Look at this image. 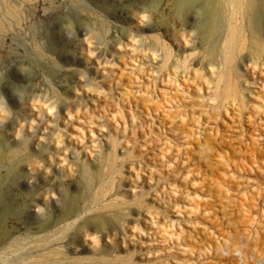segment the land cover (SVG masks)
<instances>
[{
  "label": "rangeland",
  "instance_id": "obj_1",
  "mask_svg": "<svg viewBox=\"0 0 264 264\" xmlns=\"http://www.w3.org/2000/svg\"><path fill=\"white\" fill-rule=\"evenodd\" d=\"M204 7L215 13L207 23ZM194 14L197 17L191 18ZM143 15L149 16L148 22ZM239 19L232 0H0V99L13 94L31 106L36 97L28 114L46 104L60 107L68 102L72 119L81 118L80 124L67 121L77 129L72 130V140L89 145L84 153L94 156L96 146H90L89 131L95 132L101 123L106 126L99 128L105 134L101 142L111 146L85 166L72 161L71 186L64 191L70 195L67 208L77 211L81 219L71 226L59 223L52 238L68 247H81L78 236L83 228L91 222L106 226L110 221L125 228L129 244L136 243L133 231L140 232L132 227L138 214L148 223L152 216L160 225V232L154 230L156 240L139 241L136 252L123 250L118 238L120 253L106 245L102 254L87 253L85 263L52 253L51 238L38 237V221L25 206L37 196L38 188L26 182L39 175L40 166L24 169L29 163L26 155L38 154L26 142L16 146L11 140L12 149H8L1 140L4 130L10 131L22 116V107L16 104L0 126V264H236L237 253L226 255L207 248L208 255L203 257L193 245L223 240L246 252L247 264H264L259 257L264 253V15L256 18L259 42L243 34L241 50L232 49L227 41V32ZM186 24L192 28L187 27L190 33L182 37L180 25ZM80 30L87 34L79 35ZM130 34L136 41H128ZM85 38L89 40L80 44ZM118 38L123 45L116 44ZM88 43L108 48L118 58L116 65L105 70L109 80L101 74L95 78L90 71L91 87L75 80L90 67ZM177 46L183 58L175 55ZM82 53L84 59L79 60ZM146 55L148 60L155 56L151 67L147 62L141 66L147 74H139L133 85L127 83L138 67L136 58ZM123 64L126 68L119 76L118 67ZM176 71L180 87L174 82ZM230 84L237 88L235 96L228 92ZM140 90L147 102L145 107L137 105L136 116L150 122L155 119V125L143 122L142 128L124 130L121 121L115 125L105 115L113 108L110 96L132 97ZM76 108L82 115L76 114ZM66 114L63 110L62 115ZM101 115L106 116L104 122L98 118ZM4 116L0 113V118ZM166 138H176L180 144L176 151L164 153ZM204 141L209 148L201 153L196 143ZM112 149H117L115 158ZM139 162L158 171H139L143 183L134 189L135 177L120 178L133 176ZM165 192L177 194L179 211L160 200ZM54 212L59 221L62 212ZM139 227H145L142 219ZM168 236L180 239L169 243Z\"/></svg>",
  "mask_w": 264,
  "mask_h": 264
},
{
  "label": "bare ground",
  "instance_id": "obj_2",
  "mask_svg": "<svg viewBox=\"0 0 264 264\" xmlns=\"http://www.w3.org/2000/svg\"><path fill=\"white\" fill-rule=\"evenodd\" d=\"M232 4L236 9V12L240 14L242 20L239 19L241 20L240 23L237 24L235 27H232L227 32V41L230 43L232 49L238 48L241 50L245 47L243 34H250L252 39H254L256 42H259L258 34H260V29L256 28V18H258L260 14L264 15V0H232ZM214 16L215 13H213L212 10L204 7V23H207L209 19H213ZM190 17L196 18L197 15H190ZM142 19H145L148 22L149 16L143 15ZM146 25L147 24H142L141 27L147 28ZM180 26V29L182 30L180 34L182 35V37H184L185 34L190 33V31L187 30V27H190L189 25L186 24ZM246 29L248 30L246 31ZM78 32L79 35L87 34V32L84 30H80ZM262 33L264 34V29L262 30ZM66 37H70V35L66 34ZM127 39L129 42L136 41V38L131 34L128 35ZM88 40L89 38H85L83 41H81L80 44ZM116 44L123 45L121 39L119 38L116 41ZM86 46V52L91 55V58H89V62L87 63L90 65V67L86 66L84 68L85 72H83L82 70V72L77 77H75V80L85 81L87 83L86 86L91 87L92 79L90 76V71H92L95 78H97L101 74L103 75V77H106V80H109L111 78V75L105 70L107 67L116 65L115 60H118V58L108 48H100L98 45L91 43H88ZM109 48L112 49L115 48V46L111 45ZM184 48L188 49V44L185 43ZM114 51L118 52L120 51V49L115 48ZM139 51L142 52V50ZM175 55L180 58H183L182 52L179 50L178 46L176 48ZM152 57L153 58L150 60H148L147 55L142 58H136V61H138V67L135 69V72H132L130 74L127 83L133 85L134 80H139V74H147V72L142 70L141 66H145L147 62L148 66L151 67L152 63L155 62V56ZM78 59L83 60L84 54H80V56H78ZM210 66H212V64H210ZM118 68H120L119 76H122V70L126 68V64H123L122 67ZM99 69H102L101 73L99 72ZM174 73V82L180 87L178 82L180 72L176 71ZM167 76L170 77L171 75L167 74ZM181 79L183 80V83L186 80L183 76ZM112 87L113 86L109 85L108 90L112 91ZM74 89L77 88L75 87ZM151 89L155 91L154 86L151 87ZM227 89L228 92L233 94L234 96L237 94V88L234 84L228 85ZM128 92V90L125 91V93ZM182 93H184V91ZM112 96L113 94L110 96V101L112 103L113 108H111V112H108V114L105 115H110L115 125H117L118 121H121L122 128L124 130H129L130 128H132L131 132L135 130L136 127L142 128L143 122H146L149 127L155 125V119H151L152 122H150V118L142 119L136 116V114H138L137 105L141 104V106L145 107V104L147 102L146 94L144 92L140 90L136 92L135 95H133L132 97L128 96V94H126V96L121 94L118 98H112ZM35 98L36 97H34L33 101L31 102V106H28V104L24 102L20 97H15L13 94H9V98L7 100L0 99V113H3L5 115L3 118H0V126L3 127L5 125L4 118H7L9 108L16 104H20L22 107V116L20 117V120L16 122L12 128H10V131H8L7 129L4 130V134L2 135L1 140H4L8 149H12V141L16 144V146H20L21 144L26 142V144L28 143L31 147L33 146L32 149H34L38 154L32 155L31 152H28L26 158L27 160H29V163L24 166V169H30L29 166L32 167L35 164H40L39 169L37 170L39 172V175L31 177L30 180L26 182L29 185L34 184L38 188L36 190L37 196L32 199L29 204L25 205L28 209V214L33 215L38 221V224L36 225V233L39 235L38 237L41 238L47 235L51 238V240L49 241V247L52 248V253L63 254L66 257L69 256L84 263L89 262V259L84 257L87 253L95 252L102 254L104 252L103 248H106V245L111 247L115 254L120 253V251L117 249L116 244V239L118 238L122 241L123 250L127 251L128 248H132L134 252H136V243H138L139 241L150 242L156 240V237L154 236V230L157 233L160 232V230H158L160 228V225L154 221V217L152 216H149L150 223H148V220L146 218L140 216L141 214H138L139 216L132 220V224H134L132 227L134 229L140 230V232L133 231V234H131V237L136 239V243L130 242L128 244L127 239L130 236L127 234L125 228H121L110 221L106 222V226L99 227L95 222H91L89 226L83 228V233L78 236V240H81L82 242L81 247H68L66 246L65 242H57L55 239L52 238L54 236L55 228L59 223H63L65 226H71L73 222L81 219L77 211H74L72 209L70 210L67 208V203L69 201L70 195H68L64 191V188L69 189L71 186V183L68 182V175H71L74 171L71 169L73 165L72 161L78 162L81 165L85 166L87 165L88 161L93 162L95 160L94 158L101 151V149H111V146L109 142H101L100 137H104L105 134L102 133L101 129L99 128L106 127L104 124L101 123L98 124L97 130L95 132L93 130L89 131L91 134L90 146H96L94 148L95 152H91L94 153V156H92L91 154L84 153V150H87L89 148V145L86 144L87 142H81V144H79L78 142H74L72 140V138L74 137L72 130L76 131L77 129L73 126L68 125L69 122L67 120H72L79 124L81 123V118L79 117L77 119H72L73 110L71 108V104L65 102L60 107H56L52 104H46L45 106L43 105L38 107L35 113L29 112L28 114L27 110H29L30 108L32 110V108L34 107L32 103L35 102ZM154 98H158V95L154 94ZM132 102H134L135 108H133ZM63 110H66L67 112L66 116L62 115ZM75 112L78 115H82L83 111L80 110V108H76ZM104 117L106 116H98V118H100L103 122L105 119ZM89 119L92 118L90 117ZM60 126H63V128ZM156 129H158V127H156ZM26 131L28 132L27 136ZM80 133L82 134V132ZM106 133L108 134V131ZM199 136L200 135L198 134L197 137ZM174 139L176 140V138ZM174 139L171 138V140L168 141V138H166V149H164V153H170V151H172V148L173 151H176L174 150V147H177L180 144L176 143ZM40 140H43V143L40 142ZM172 141L174 142V145L171 143ZM205 141L204 143H196V146L201 153H204L209 148V145ZM116 151L117 149H112L111 156L113 158L117 157ZM60 163H66L67 166L61 165ZM137 165L138 169L133 172V176H129L126 179L120 178L121 181H131V179L135 177L134 179L136 180L137 184L133 185L134 189L138 187L141 188V184L143 183V179L138 174L139 171H143L145 169L150 171L151 173L152 171H158L156 166L152 167L151 165L143 164L142 162L137 163ZM20 185H22V183H20ZM40 185H43V187H40ZM121 197H125V195L123 194L121 195ZM162 199H165L168 202V206L177 208L179 211L180 205L177 201V194H172L170 196V194L165 192V194L160 197V200ZM117 201L118 203H123L122 200ZM55 210H60L62 212L61 219L59 221L55 215ZM141 219L145 226L142 228L139 227V222ZM169 227L170 229L174 230V226L170 225ZM100 228H105V230L100 231ZM92 231L98 234L92 235ZM86 237L92 238L89 239V242H87L85 241ZM105 237L110 239L109 243H106ZM165 239L169 243H173L175 241L178 242L180 238H178L177 236V238L173 240L170 236H168ZM193 245H195L197 247V250L203 254V257H206L208 255L207 248H213L214 250L222 251L226 255H232L234 253H237L239 259L236 264H247V253L241 251L238 245H230L224 240L220 243H194ZM1 246L3 245L0 244V247ZM4 250L5 247H3L2 251ZM199 257L202 256L199 255ZM259 257L260 259H264V253H260Z\"/></svg>",
  "mask_w": 264,
  "mask_h": 264
}]
</instances>
